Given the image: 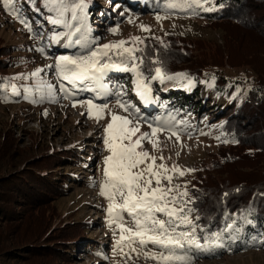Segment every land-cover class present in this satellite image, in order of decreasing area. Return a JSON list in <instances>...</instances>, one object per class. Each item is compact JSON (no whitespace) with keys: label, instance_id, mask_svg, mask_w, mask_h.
<instances>
[{"label":"rangeland","instance_id":"374dc122","mask_svg":"<svg viewBox=\"0 0 264 264\" xmlns=\"http://www.w3.org/2000/svg\"><path fill=\"white\" fill-rule=\"evenodd\" d=\"M10 1L6 0L7 6L0 0V37L4 43L18 45L20 65L11 85L16 100L8 93L11 86L5 98L0 97V177L28 171L31 163L43 157H67L79 149L87 163L82 170L72 171L76 184L70 180L54 204L28 208L26 218L17 223L29 233L26 238L13 231L15 241L34 239L35 243L27 245L38 250L25 263L52 261L37 242L45 218L47 230L50 225L52 230H61L74 220L92 222L85 238L74 243L72 264H167L173 254L164 243L190 221V209L178 199L187 195L193 176L217 154L221 134L212 125L197 128L187 119L177 123L172 113L156 123L144 118L137 111L152 118L155 112H162L160 94L168 92L172 84L165 83L161 93L154 94L155 89L138 78L124 82L117 64L92 62L87 54L93 40L104 46L119 42L128 49L146 37L171 33L222 43L219 32L201 18L189 16L191 13H185L187 17L146 13L143 0L125 1L124 5L115 3L121 0H85V6L95 2L93 13L91 7L85 8V37H75L67 15L64 33L50 38L46 45L41 29L32 32L28 26H19L22 21L15 22L17 10L10 8ZM180 1L185 6L199 2ZM117 20L121 26L111 31L108 24ZM27 33L32 37H25ZM51 46L54 56L48 51ZM64 166L69 170V165ZM14 225H4V229ZM91 245L98 248L91 252ZM97 249L102 256L98 257ZM192 264H264V249L202 257Z\"/></svg>","mask_w":264,"mask_h":264},{"label":"trees","instance_id":"16d2710c","mask_svg":"<svg viewBox=\"0 0 264 264\" xmlns=\"http://www.w3.org/2000/svg\"><path fill=\"white\" fill-rule=\"evenodd\" d=\"M125 1L130 2L115 3L124 5ZM143 1L146 13L166 12L174 17L191 13L189 16L201 18L205 25L219 32L222 41L186 39L167 33L157 38L146 37L123 49L119 42L104 46L93 40L87 54L92 62L117 64L124 82L138 78L153 87L154 94L164 83H172L173 88L160 96L162 112H155L152 118L147 112L137 111L144 118L156 123L172 113L177 123L187 119L197 128L212 125L221 134L217 154L193 176L195 181L187 195L178 199L185 209H190V221L181 227L182 232L174 231V239L167 238L164 243L173 254L167 264H192L202 257L219 258L249 248L264 249V0H199L188 6L180 0ZM3 2L10 6L6 0ZM10 2V8L15 6L17 10L15 22L22 21L19 26H28L32 32L41 29L46 45L50 38L64 33L67 15L75 37H85V8L91 7L93 13L95 7V2L85 6V0ZM96 16L93 14L94 19ZM79 25L81 28L77 29ZM119 26L118 20L108 24L111 31ZM25 37H32V33ZM17 46L2 42L0 37V97L5 98L9 89L11 100L17 96L11 86L20 65ZM48 51L55 55L54 47ZM80 153L81 149L67 157H43L31 163L28 171L0 177V264H42L25 263L27 256L38 250L27 245L35 243L34 239H26L27 228H20L17 223L26 218L28 208L54 204L65 193L73 172L87 165ZM64 159L72 161L66 163L69 170L65 163H56ZM66 169L69 172L64 173ZM73 183L76 184L72 180ZM10 223L15 225L5 230L4 225ZM46 223L42 219L38 233H43L37 242L52 261L43 264H72L74 243L85 238L92 222L74 220L61 230H52L51 225L47 230ZM15 230L26 237L25 242L15 241ZM95 248L98 245L88 246L91 252ZM23 249L29 251L23 253ZM98 251V257L102 256Z\"/></svg>","mask_w":264,"mask_h":264},{"label":"clouds","instance_id":"9594fccd","mask_svg":"<svg viewBox=\"0 0 264 264\" xmlns=\"http://www.w3.org/2000/svg\"><path fill=\"white\" fill-rule=\"evenodd\" d=\"M166 83H167V82H166ZM164 84H165V83H164ZM164 84H163V85H164ZM171 84H172V83H171Z\"/></svg>","mask_w":264,"mask_h":264}]
</instances>
